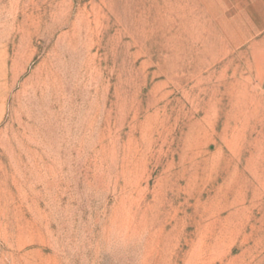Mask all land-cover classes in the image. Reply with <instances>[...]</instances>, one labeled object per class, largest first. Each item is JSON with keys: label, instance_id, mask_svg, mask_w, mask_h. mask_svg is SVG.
<instances>
[{"label": "rangeland", "instance_id": "374dc122", "mask_svg": "<svg viewBox=\"0 0 264 264\" xmlns=\"http://www.w3.org/2000/svg\"><path fill=\"white\" fill-rule=\"evenodd\" d=\"M237 0H0V264H264V19Z\"/></svg>", "mask_w": 264, "mask_h": 264}, {"label": "crops", "instance_id": "0c3cea01", "mask_svg": "<svg viewBox=\"0 0 264 264\" xmlns=\"http://www.w3.org/2000/svg\"><path fill=\"white\" fill-rule=\"evenodd\" d=\"M244 6H239L238 10L244 12L243 18L264 19V0H237Z\"/></svg>", "mask_w": 264, "mask_h": 264}]
</instances>
